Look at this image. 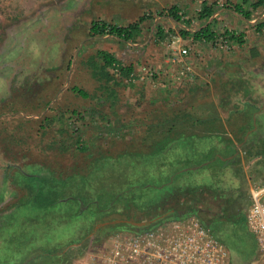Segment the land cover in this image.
Listing matches in <instances>:
<instances>
[{"label": "rangeland", "instance_id": "obj_1", "mask_svg": "<svg viewBox=\"0 0 264 264\" xmlns=\"http://www.w3.org/2000/svg\"><path fill=\"white\" fill-rule=\"evenodd\" d=\"M236 1L0 0V161L5 159L11 165L8 167L6 164L0 169L1 175L5 173L16 178L17 169L31 175L36 167L42 166L48 173H55L63 185L61 189L67 199L62 202L77 197L78 189L85 187L89 190L84 195L91 200L81 202L78 207L81 216H87L86 212L94 204L103 205L104 201L98 199L93 190L101 191L108 183L87 180L84 185L82 177L90 179L93 172L101 171L105 181L109 171L104 162L109 151L112 156H125L128 150L134 154L132 148L142 152L146 148L142 142L149 126L162 121L164 112L172 110L176 115L179 110L199 107L202 99H211L210 76L213 71H210V65L203 72L205 75L201 74L206 85L198 93L201 100L196 95L197 89L189 94L191 86H186L189 85L186 83L198 78L194 73V63L203 57L202 63L217 66L230 61L254 63L253 67L258 71L264 69V50L258 55L253 52L257 48L252 47L260 43L264 49V28L257 36H260V42L253 43L254 33L264 22V7L253 12V20L248 23L252 27L236 28L230 24L234 20L231 22L229 15L223 17L218 13L222 11L233 15L225 6L228 2L243 4L245 0ZM248 1L250 4L245 8L251 9V3L257 0ZM205 2L215 5L217 13L209 20L201 21L198 14ZM172 7L180 9L185 22L177 23L167 14L161 15ZM144 16L152 18L143 23L142 32L135 42L90 35L94 22L126 27ZM209 24L219 36L215 43H196L192 36L183 39L180 35V31L195 33ZM159 28L165 31L164 39L157 35ZM250 29L254 31L244 32ZM227 32L237 36L244 34L243 44L230 41L224 36ZM185 49L189 50V54L182 57L180 52ZM99 51L110 52L126 66L134 65V82L121 79L112 69L109 70L113 77L111 82L104 77L98 79L95 74H100L103 64L95 59ZM185 64L194 68L187 77L181 74ZM217 66H214L215 73H219ZM250 77L234 76L228 95L238 93L247 99L245 95L250 89V86L247 87ZM74 87L85 90L90 97L82 98L73 92ZM257 89L252 87L253 91ZM181 94L185 95V99ZM243 119L249 124V118ZM258 136L263 139L261 134ZM237 152L238 147L227 155L236 159ZM243 157L247 158L246 154ZM245 161L241 159L239 166L226 170L224 182L220 184L226 193H237L241 198L239 204L243 206L251 204L249 183L255 188L263 184L258 176L264 180V167L261 170L256 167L253 170H259L257 180L250 179L249 183L247 180L244 185L246 174L250 171L247 168L250 159ZM129 167V164L118 166L112 172L118 175L110 181L113 187L121 183V176L132 175ZM238 175L244 181L243 184L240 182L241 185L236 182L240 180ZM12 189L14 196L7 197L8 202L3 204L7 210L14 209L30 193V190L16 185ZM115 189L107 187L103 191ZM148 198L150 196L145 195L140 202L144 204ZM88 216L94 219L93 215ZM211 218L212 215L206 220ZM245 218L243 225L216 222L211 225V230L226 248L230 264H264V254L257 237L249 230ZM10 219L4 226L0 223V264H51L54 260L51 257L60 254L63 248L66 249L61 254L68 252L72 256H69L70 261L62 264H89L91 255L102 247H96L93 239L105 226L116 223L93 221L91 229L85 232L83 222L76 225L74 221L62 222L44 240V249L53 251L60 248V252L48 253L50 256L44 255L47 259L43 260L38 249L42 241L29 239L23 233L26 229L19 230L23 228V217L17 209ZM106 223L109 224L102 226Z\"/></svg>", "mask_w": 264, "mask_h": 264}, {"label": "trees", "instance_id": "obj_2", "mask_svg": "<svg viewBox=\"0 0 264 264\" xmlns=\"http://www.w3.org/2000/svg\"><path fill=\"white\" fill-rule=\"evenodd\" d=\"M249 4L250 2L248 0H245L243 4H232L228 2L225 8L235 12L245 20L250 21L252 20L253 12L264 7V0H257L251 3L249 7L251 9L245 8ZM216 13L215 5L205 2L198 14V19L207 21ZM165 14L177 23L185 22L178 7H172L161 13V15ZM150 18L152 17L144 16L126 27L103 21L94 22L90 29V35L93 37L110 36L127 43L135 42L142 32L143 23ZM188 23L190 24V21ZM263 28L264 22L259 25L258 29ZM157 35L159 38L164 39L165 31L159 28ZM180 35L183 39H188L192 36L196 43H215L219 37L213 31L211 24L195 33L184 30L180 31ZM224 36L230 41L243 44L245 35L241 34L237 36L236 33L227 32ZM95 59L103 63L100 68V74H95L98 79L104 77L111 82L113 77L110 75V69L116 71L121 79L130 82L136 79L134 65H124L110 52L99 51ZM73 92L79 94L84 99L90 97L85 90L77 87L73 88ZM245 100L243 99L241 101L243 102ZM174 117L172 129L169 132L167 131L166 134L163 132L156 133L154 131L156 126L153 124L149 126L148 133H146L145 139L142 142L143 145H146V148L142 152L133 151L132 148L131 151L135 152L134 154H130V150L127 149L128 151L125 153V156L120 154L112 156V152L109 151L106 155V162H104V166L109 171L107 181H104V176L101 174V171L93 172L90 179L82 177L84 185L87 184V180H92L93 183L97 181L108 183V186L104 184L101 191L93 190V193H97L98 199L103 200L104 204L99 206L94 204L88 213L86 212L87 216L85 214L81 216L78 207L81 202L88 203L91 200L86 199V195H84V192L89 190H86L85 187L78 189L79 195L77 197L67 202H62L61 200L67 199L64 198L62 189L60 198L54 197L53 193L49 192L51 190L55 191L58 187L63 186L55 179H52L54 182H46L45 180L38 181L36 179L30 184L28 183L26 185V189L30 188L28 196L21 199V202L17 203L14 209L7 210L3 204L8 202L7 197L14 196L15 192L12 187L14 185L21 187L22 181L25 183L24 181L28 178L26 177L27 173L24 174L19 169H17L16 178H11L9 174L2 173L1 175L0 173V223L2 222L4 226L6 221L11 220L10 217H12L14 210L17 209L23 217V228L19 227V230L23 231L26 229L23 233L29 239H34L37 242L38 240L39 242L42 241L38 245V247L40 246L38 249L42 252L40 255H42L41 258L43 260L47 259V256L44 255L50 256L48 253L60 252V248L53 251L44 249V240L48 239L53 231L65 221H74L75 225L83 222L85 232L90 230L93 223L97 220L101 222H116L115 224L105 226L100 231L99 236L93 239V242L97 244L96 247H101L118 233L144 232L157 228L163 223L185 219L189 216H197L210 229L211 225L216 222L243 225L250 203H247L245 206L240 205L241 198L238 197L237 193L235 194L234 191L226 193L220 185L224 182L223 176L225 171L233 166L232 163H225L216 155L215 149H209L213 135L210 136V139L202 141L201 144H195L197 139L184 138L181 131L176 130L177 124L181 122L182 118L177 115ZM249 119L252 121L251 118ZM237 120L238 125H236V128L238 131H232V135L237 143H244L247 133L254 125L246 123L245 119L241 117ZM246 125H249L248 127L250 128ZM245 126L247 128H244ZM258 135H255L253 142L255 143L257 141V144H262V149L255 150L254 153L253 147L249 146L245 148L247 158H251L253 154L261 155L259 152L264 154V137L262 139ZM189 140L191 143H188ZM206 140L209 143H206ZM222 140L226 141L229 146L233 143V140H226L224 137L221 138ZM234 151V149L222 151V155L228 158L229 156L227 154ZM6 164L8 167L11 166L7 162L3 163V161H0V169H3ZM126 164L130 165L129 169L132 175L121 176L123 178L121 183L113 187L110 181L111 179H115L114 177H118V175L115 176L112 172L118 166ZM107 187L116 189L110 192L103 191ZM130 187H133L134 190H131L132 188ZM38 188L41 193H37ZM145 195H149L150 198L143 204L140 202V199H143ZM37 210H40L39 213L35 212ZM89 214L93 215L94 219L89 218ZM211 215L212 218L206 220V217L208 218ZM139 217L140 219H137ZM143 223L146 226H137V224ZM29 230L30 232L26 233ZM64 249L66 248H63L60 254L58 253L56 256L51 257L54 259L51 264H62V262L70 261L71 258L69 256L72 255H69L68 252L61 254ZM75 250L78 251V249Z\"/></svg>", "mask_w": 264, "mask_h": 264}, {"label": "crops", "instance_id": "obj_3", "mask_svg": "<svg viewBox=\"0 0 264 264\" xmlns=\"http://www.w3.org/2000/svg\"><path fill=\"white\" fill-rule=\"evenodd\" d=\"M236 2H238V0ZM232 4H239V3H232ZM218 13H221L219 15L220 16L223 15V17L224 15H229L231 19L230 21L232 22V20H234V22L230 24L232 26H235L236 28L237 26L239 28H247L249 26L252 27V25H248V23L251 24V21L253 19L250 21L245 20L243 17L241 19L239 18L241 16L236 14L235 12H232L233 15H231L230 13H222V11H219ZM253 31L254 30L250 29L244 32L248 34L249 32H253ZM257 31L256 33H254L253 43L257 41L260 42L259 41L260 36L259 38L257 36L262 32V29H257ZM252 47L257 48V50L253 52L258 55L262 53L261 52L262 50H264L263 47H261L260 43L258 44V46L253 45ZM202 60H204L203 57L202 59L194 63L195 69L192 67L194 71L196 70L194 73L196 74V76L198 75V78L195 77V79L192 82L186 83V84H189L186 86H191L189 87L190 88L189 94L193 90L197 89L196 95L198 97V100H201V98H199L198 93L203 91L201 90L202 87L206 86L204 85L205 79L201 74L205 70H207L208 65H210L209 69L210 71H213L212 72L213 74L211 75L212 77L210 76L212 80L211 85H210L212 87V92H211L212 97L210 99L211 102H209L210 100L205 101L204 99H202V104L199 107H195V108L191 107L188 110L177 111L176 115L181 116L182 120L181 122L177 124L178 126L176 127V130H180L184 138L197 139L195 141V144L197 143L201 144L202 141H204L205 139H210V136L213 135L212 136L213 139H211L212 141L210 142L209 149L210 148L215 149L216 155L225 163H228V164L232 163L233 166H239L241 164L240 162L241 159L244 161V163L246 162L245 159H250V162L247 164V168L250 169L249 171L250 176L248 172V175L246 174V181L244 183L245 185L247 183V180H248V183L250 179L257 180V174H259V170L263 169L264 167V154L262 152H259L261 155L253 154L251 158L244 159L243 157V155L246 154L245 148H248L249 146L254 148L253 149L254 153H255V150L262 149L261 148L262 144L260 143L257 144V141L255 142L256 143L255 144L253 142V138L255 137V135H258V134H261L262 137H264V116H263L264 114V73L257 74L259 75L258 77L255 74L256 72H264L263 71L264 69H261V71H258L259 69L253 67L254 63L253 64L252 63L251 64L250 63H233V62L228 61V62H224V64H221L220 66H217L218 64H214V63L213 64H209L207 62L202 63ZM214 66L215 67L217 66L216 70H218L219 73L214 72L215 70ZM226 74H228V78H226ZM239 74H241L242 76L245 75L246 77L247 75L251 76L249 80L250 84L247 85V87L250 86V89L247 90V94L245 95L246 97H248L247 99L238 93H233L230 96L228 95V92H227L228 90L231 91L232 82L234 81L233 77L238 76ZM215 75L217 76L216 78H214ZM260 75H263V76H260ZM218 76L221 78H218ZM200 79H203V81H201ZM237 80L238 78L235 79V82H237ZM206 82H209V80L206 79ZM240 86L242 87L243 84H241ZM252 87H257L258 89L256 91L255 90L253 91ZM181 96H182V99H185L184 94L183 95L181 94ZM190 96H193V95H190ZM251 97H254V98H251ZM243 99H246V100L242 102L241 100ZM238 106H241V107L238 108ZM174 114L175 112L172 110L164 112V115H161L162 118H164L162 121H157L156 123H152L153 125L156 126L154 128V131L156 133L163 132L164 134H166L167 131L169 132L173 126L172 125L173 118H175L174 116H176ZM240 117L251 118L252 121L250 120L249 124L254 125L253 128H250L248 127L249 125H246L248 128H250V130L245 137V139L247 138V140H244V143L241 145H239L234 140V136L232 135V131H235V130L238 131V129L236 128V125H238L237 119ZM246 126L244 128H247ZM206 136H209V137H206ZM202 137H206V138H202ZM222 137H224L226 140L227 139L233 140L232 145L229 146L228 143H225L223 140L221 141ZM207 142L209 143V141L206 140V143ZM188 143H191V141L189 140ZM237 147L239 149V152H237L236 157L238 158L236 159L233 158L234 159L233 160L232 157L225 158L224 155H222V151H230L231 149L235 150L237 149ZM4 162H7V161L4 159L3 163ZM256 167L257 169H259L258 171L253 170V168H256ZM36 168L37 170L34 173H32L31 175H26L28 179L24 181L25 183H23L22 181V185L20 188L22 189L23 187L26 188V185L28 183L30 184L36 179H38V181L45 180L46 182H54L52 179H55L60 182V180L56 177L55 173L53 172L48 173L47 169H45L42 166H39ZM261 172L262 171H260V174ZM238 177L240 180H236V182L239 181L238 184H240V182L241 184H243L244 182L243 179H241L239 175ZM258 178L260 181L263 182V184L261 183L262 186H255L254 188L253 184L249 183L250 184V197H252V191L254 189H262V194H263L262 197L264 200V180H262L260 176H258ZM29 190L30 188H27V191ZM49 192L53 193L54 197H57V198H60L62 195L61 187H58L55 191L51 190ZM37 193H41L39 191V188L37 190ZM251 199L252 198H250V200ZM251 206H252V200H251V204L249 208H251ZM82 212H84V210H82Z\"/></svg>", "mask_w": 264, "mask_h": 264}, {"label": "built area", "instance_id": "obj_4", "mask_svg": "<svg viewBox=\"0 0 264 264\" xmlns=\"http://www.w3.org/2000/svg\"><path fill=\"white\" fill-rule=\"evenodd\" d=\"M180 54L186 57L189 50ZM192 73V68L185 64L182 76ZM262 195V189L252 191L247 225L264 254ZM90 260L91 264H230L224 245L197 216L169 221L144 232L118 233L91 255Z\"/></svg>", "mask_w": 264, "mask_h": 264}, {"label": "water", "instance_id": "obj_5", "mask_svg": "<svg viewBox=\"0 0 264 264\" xmlns=\"http://www.w3.org/2000/svg\"><path fill=\"white\" fill-rule=\"evenodd\" d=\"M245 140H247V138L245 139ZM109 223H106V224H104V225H102V226H105V225H108ZM137 226L138 227H143V226H146V224L145 223H143V224H137Z\"/></svg>", "mask_w": 264, "mask_h": 264}]
</instances>
